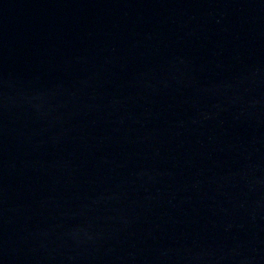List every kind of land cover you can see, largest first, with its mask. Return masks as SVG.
<instances>
[{"label": "water", "instance_id": "obj_1", "mask_svg": "<svg viewBox=\"0 0 264 264\" xmlns=\"http://www.w3.org/2000/svg\"><path fill=\"white\" fill-rule=\"evenodd\" d=\"M0 264H264V0H0Z\"/></svg>", "mask_w": 264, "mask_h": 264}]
</instances>
